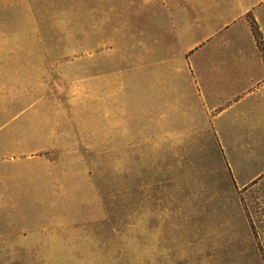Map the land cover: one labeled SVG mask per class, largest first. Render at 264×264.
Listing matches in <instances>:
<instances>
[{
    "label": "rangeland",
    "instance_id": "1",
    "mask_svg": "<svg viewBox=\"0 0 264 264\" xmlns=\"http://www.w3.org/2000/svg\"><path fill=\"white\" fill-rule=\"evenodd\" d=\"M218 23L0 0V264H264V178L237 184L196 94Z\"/></svg>",
    "mask_w": 264,
    "mask_h": 264
},
{
    "label": "crops",
    "instance_id": "2",
    "mask_svg": "<svg viewBox=\"0 0 264 264\" xmlns=\"http://www.w3.org/2000/svg\"><path fill=\"white\" fill-rule=\"evenodd\" d=\"M191 1L220 26L209 39L219 50L206 51L197 70L196 94L234 180L246 186L264 178V0Z\"/></svg>",
    "mask_w": 264,
    "mask_h": 264
}]
</instances>
